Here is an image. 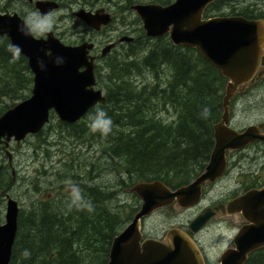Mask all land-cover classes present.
<instances>
[{"label":"water","instance_id":"water-1","mask_svg":"<svg viewBox=\"0 0 264 264\" xmlns=\"http://www.w3.org/2000/svg\"><path fill=\"white\" fill-rule=\"evenodd\" d=\"M216 1L176 0L168 6L139 4L131 7L141 19L147 38L169 36L175 47L197 50L230 83L224 98L222 122L215 126L216 146L209 165L194 182L176 191L158 180L133 186L130 191L142 205L132 222L113 239L108 264H207L192 236L204 229L213 212L201 214L191 222V234L171 228L163 239H144L142 221L174 203L177 210L196 207L203 186L224 175L226 151L242 150L263 139L256 127L238 133L226 125L231 98L238 86L247 87L264 57V21L241 16L203 20L208 6ZM30 3L42 20L60 9V4L53 0H30ZM73 15L97 32L113 21L105 9L80 10ZM0 38H7L13 50L28 60L34 75L32 96L0 117V144L6 141L9 145L12 139L21 143L28 135L39 134L49 123L51 111H55L62 122L75 124L95 106L107 104L102 90L96 88L95 58L90 54L95 47L93 43L69 46L53 32L47 33L45 38H37L18 13H0ZM134 40L124 37L120 41L132 43ZM114 47L111 44L104 48L102 56L106 57ZM227 209L230 215L242 212L250 225L235 237L234 248L225 250L218 264H246L252 253L264 249V190L249 192L231 202ZM19 216L18 202L9 198L5 224L0 225V264L11 263Z\"/></svg>","mask_w":264,"mask_h":264},{"label":"trees","instance_id":"trees-1","mask_svg":"<svg viewBox=\"0 0 264 264\" xmlns=\"http://www.w3.org/2000/svg\"><path fill=\"white\" fill-rule=\"evenodd\" d=\"M54 1L66 4L88 0ZM153 2L168 5L172 0ZM1 12H7L5 7ZM229 15L264 18L249 8L235 9ZM142 37L153 46L146 55L139 56L144 42L137 49V41L129 45L124 58L117 57L106 69L108 104L101 108L113 123L106 136L96 131L97 138L105 143L106 153L126 159L127 173L134 182L182 184L204 167L213 124L221 113L222 86L218 74L207 69L196 51L176 48L168 38L152 42ZM0 63L18 92L23 83V91L33 84L27 59L13 50L7 38H0ZM164 68L169 71L166 83L160 80ZM145 70L154 75V80L140 86L135 77ZM8 84L4 90L14 91ZM170 107L176 110L177 120L166 124L158 114ZM3 113L0 110V115ZM81 189L88 198L44 202L20 216L10 264H108L113 239L131 221L136 209L125 218L109 207L110 194L85 185ZM25 250L30 256L23 255ZM247 264H264V251L254 254Z\"/></svg>","mask_w":264,"mask_h":264},{"label":"rangeland","instance_id":"rangeland-1","mask_svg":"<svg viewBox=\"0 0 264 264\" xmlns=\"http://www.w3.org/2000/svg\"><path fill=\"white\" fill-rule=\"evenodd\" d=\"M143 1L144 2L141 3L153 2V0ZM6 4H8V7ZM61 4V8L52 13L45 20L40 18L39 13L35 10L34 6L29 3V0H0V13H6L1 12V8L5 7L7 13L20 14L28 22L37 37H45L48 32L52 31L59 39L70 46L80 45L84 40L92 41L100 46V54L101 50L110 42L118 41L120 38L124 37H134L138 41L136 45L137 49L139 48V43L141 41L144 42L143 49L138 52L141 54L139 56L146 55L153 47L152 44L145 42L144 37H142L145 36L142 22L138 21L137 15L130 10V6L136 4L134 0H88L79 3ZM252 6H255L257 9L252 10V8H254ZM98 8L113 10L115 16L114 23L105 28L100 34L90 32L73 16V13L79 10H95ZM244 8L251 9L254 14L257 12L264 13V0H231L230 3L222 6L221 11H215L213 13L219 12L228 15L235 9L241 11ZM127 51H130L129 44L123 43L118 46L117 50L114 51L106 61L100 63L97 70V75L99 77L98 89H101L105 95H107V87L110 83L108 80L109 73L106 69L117 60V57L124 58ZM25 74L28 75L27 73ZM8 75L9 73L0 63V90H4L8 83V88L14 90H4V92H0V110L4 111V113L15 107L16 104L29 98L33 89V84H28L29 89L23 91V83L20 87V92H18L15 89V82L13 80L11 81ZM168 75L169 71L164 68L161 70L160 80L166 83ZM135 79L141 86L151 83L154 80V75L145 70L142 76H137ZM96 114L97 112L91 113L81 120L78 129L83 131L85 128H90V124ZM158 116L161 117L166 124L174 123L177 120L176 110L171 107L161 110ZM51 120L50 125H48L41 134L28 136L20 145L15 142L11 145L12 148H10V151L14 156V169L10 168L6 153L0 150V225L5 224L7 211L6 196L8 195L19 202L23 210L22 214L27 215L34 207L44 202L43 199L48 197V193L50 192H54L56 198H61L63 195H70V192H74L80 188L77 186L80 182L81 185L91 186L89 176L87 175V177L84 178L86 174L83 169L80 172L77 171V169L74 170L73 157H75L76 152V154L80 153V155L85 158L83 160L86 163H89L90 160L91 162H96L94 157H96L98 161L101 159V162L106 163L104 160L105 157L102 158L103 154L101 147H91V139L93 137L88 138L90 134L89 131L85 132L84 135L86 137H84L83 134L79 137L70 136L68 133L63 134L58 127V123L60 122L58 116L54 115ZM63 142L65 143L63 144ZM91 150H93L94 153L90 152ZM48 154L58 163L53 169L48 168L49 161L46 160ZM99 164L100 163L97 162V170L101 171L97 173L98 180L94 182V184L98 185L104 191L109 192L106 186L116 182L115 178H118L116 177L117 173L114 172L111 167H106V169H104L100 167ZM76 174L82 176L80 181L73 179V175L76 176ZM9 184L11 185L9 186ZM7 188H9V191H6ZM121 195V199H117L118 197L113 198L109 207L113 208V211L121 214V216L133 214V210H135L136 207H140V200L135 195L129 193L124 192L121 193ZM118 207L121 208L122 211ZM194 215L195 212H177L172 208H167L161 212L155 213L150 219L146 220V232H148V235L150 232H153L154 235L160 236L169 229L179 225L186 229L190 221L194 218ZM127 223L129 224L130 221L126 222V224ZM216 232L217 231H212L206 236H200V241L211 264H217L219 262L221 254L225 249L230 247L229 245L234 236V231L226 227L220 228L217 235L212 236V234Z\"/></svg>","mask_w":264,"mask_h":264},{"label":"flooded vegetation","instance_id":"flooded-vegetation-1","mask_svg":"<svg viewBox=\"0 0 264 264\" xmlns=\"http://www.w3.org/2000/svg\"><path fill=\"white\" fill-rule=\"evenodd\" d=\"M228 2L225 0H218L212 3L211 5H209L204 13L203 20L209 21L217 17H227L225 16L224 13H219V12L213 13V12L221 11L222 6L226 5ZM149 3L151 2H146L144 4H149ZM252 7H254L252 8V10L257 9L255 6H252ZM105 10L106 12H109L111 14L113 18V23H114L115 16H114L113 10H110L108 8H106ZM255 14H258V15L261 14L264 16V13L257 12ZM258 19L264 20V18L262 17L256 18L253 20H258ZM138 21L141 22L139 18H138ZM103 31H104V28L102 29L100 33H102ZM100 33H97V34H100ZM120 40L121 38L118 41H113V42H110L108 45H106V47L110 46L111 44L115 45V47L110 51V53L106 57L102 56V52L104 49L101 50V54H100V49H99L100 46L90 41L95 46L94 49L91 51V56L95 58L96 75H97V70L100 66V63L102 61H106V59H108L109 56L112 55V53L117 50L118 46L125 43V42L122 43ZM190 50L192 51V49ZM203 60L208 70L212 69L214 73L218 74V78L222 86L221 93H220L221 113L219 115V119L217 120V122L213 124V133H212L213 140L210 141V145L206 149V152L208 154L206 156L204 167L200 171H197L196 174H194L190 179L186 180L184 183L169 186L171 190L173 191H176L177 189L181 187L188 186L189 184L194 182L204 172L206 167L209 165L211 161V155L216 146L215 126L222 122V118L225 113L224 98L227 95V89H228L230 81L229 79L225 78L220 71L216 70L210 62H208L205 59ZM263 70H264V57L261 60L260 66L255 76L247 83V87L244 88L242 85L238 86V89L236 90L235 95L231 98L230 104H229V121L226 125L228 129L233 130L238 133H244L249 127H256L258 129L257 130L258 134L263 139L256 140L254 143L248 145L242 150H227L226 151V154H225L226 169H225L224 175L221 178H219L216 182H207L203 186L202 191H201V200H200V203L196 207H193L190 209H180L178 211L176 209L177 203H174L171 207H169V208L176 210L177 212H190V213L195 212V215L192 221L198 216H200L201 214H205L208 211L213 212V217L208 221L205 228L202 229L199 233L192 236L195 242L197 243V245L199 246L201 252L203 253V256L207 264H211V263L209 262V259L205 253L204 247L200 241V236H204V235L206 236L207 234H210L212 231H217L215 234H212V236H216L220 228L226 227L227 229L234 231V236L229 245L230 246L229 248H233L234 238L240 233V231L243 228L248 227L250 223L246 220L242 212L230 215L227 209L228 205L231 202L242 198L249 192H253V191L261 192L264 190V72ZM260 73H263L261 74V77H260ZM99 111H102L101 105H98L94 107L92 110H90L89 113L84 118H86L91 113H94V112L98 113ZM54 115H55L54 113L50 114V122L48 123V125H50L52 121L51 119L54 117ZM79 122L73 125H68V124L59 122L58 127L60 129V132H62L63 134L68 133V135L70 136L73 135V136L79 137L80 132L81 134L88 132V130L86 129H84L83 131L78 129ZM89 131H90V128H89ZM124 134L127 135V132H124ZM91 140H92L91 147L97 148V146L99 145L97 139L92 138ZM14 142L15 141H11L9 142V145H7L6 141H4L2 144H0V148H1L0 150L5 152L6 155L8 156L10 168L12 169H14V165H13L14 156H13V153L10 151V148H12L11 145ZM64 143L65 142H63V144ZM90 152L94 153L93 150H91ZM76 153H75V157H73L74 158V170L77 169V171L80 172L83 169L86 174L84 178H86L87 175L89 176V181L91 182V186L89 185V187H91L93 190L97 191L99 189L107 194H110L112 197V200L113 198H117V197H118L117 199H121V196H122L121 193H124V192L135 195L130 190L137 183L143 182V181L133 182L129 180V175L126 170L127 167L125 166L127 165V163L123 162L124 164L122 165V167L117 168V169H120L119 170L120 173L116 174V177H118V178H115L116 182H114L113 184L110 183L108 186H106L109 192L104 191L98 185L94 184V182H97L98 180V174H97L98 173L97 171L98 159L94 157L96 162L94 161L91 162L90 160L89 163H86L83 160L85 158H83V156H81L80 153L78 154ZM118 158L122 159L121 157H118ZM46 160L49 161V167H48L49 169H53L55 166L58 165L57 161L53 160L50 154L46 156ZM109 160H112V159L109 158ZM73 179H75L76 181H80L82 179V176L76 174V176L73 175ZM144 182H149V181H144ZM79 185H81V182L80 184H77L78 187H80ZM77 191H79V188L75 190L74 192H70V195H63V197L61 198H56L55 193L50 192L48 193V197H46L43 200L44 202H51L57 199L62 200L65 196L66 197L69 196L68 198H70L74 194H77L78 193ZM66 197L64 199H66ZM8 198H9V195L6 196V199ZM140 206H141V200H140ZM139 208L138 207L135 208L136 209L135 213L138 212ZM163 210L165 209L159 210L158 212H161ZM146 220L142 224L144 239H147V238L162 239L166 232H164L160 236L154 235L153 232H150L148 235V232H146V228H145ZM192 221H190L189 225L191 224ZM189 225L187 226L186 229L185 227H182L181 225L177 227L183 228L188 234H191L189 230ZM262 251H264V249ZM256 253H259V252L252 253L250 255V258Z\"/></svg>","mask_w":264,"mask_h":264},{"label":"bare ground","instance_id":"bare-ground-1","mask_svg":"<svg viewBox=\"0 0 264 264\" xmlns=\"http://www.w3.org/2000/svg\"><path fill=\"white\" fill-rule=\"evenodd\" d=\"M125 1V0H124ZM129 1V0H128ZM79 3V2H78ZM126 3V2H125ZM127 4V3H126ZM7 5V7H8V4H6ZM156 73V72H155ZM160 78H161V76H160ZM150 82V81H149ZM158 81H156V83H157ZM162 82V81H161ZM166 87V86H165ZM164 87V88H165ZM89 135H88V138H92L93 137V139H97V141H98V143H99V147H101V151H102V154H103V158L105 157V161H106V163H103V162H101V159H99V161H98V163H100L99 164V166L100 167H103L104 169H106V167H111V169L114 171V172H116V173H120V169H117V168H121L122 167V165L124 164L123 162H125L126 161V159H119L118 157H112L109 153H106L105 152V143H103L102 141H100V139L99 138H97V132H93L92 130H90L89 131ZM117 133V132H116ZM115 133V134H116ZM85 134V133H84ZM83 134V135H84ZM87 134V133H86ZM82 134L80 133V136H81ZM84 137H86L85 135H84ZM48 144V143H47ZM46 146V145H45ZM49 148V147H48ZM58 148V147H57ZM52 149V148H51ZM44 150V149H43ZM53 150H55V149H53ZM42 152V151H41ZM53 153H54V151H53ZM107 155V156H106ZM109 158H111L112 160H109ZM127 168H128V164L127 165H125ZM126 168V169H127ZM117 169V170H116ZM98 172L99 171H101V170H97ZM129 175V174H128ZM129 180H131V181H133L134 182V177H132V175H131V177L129 176ZM82 186V185H81ZM81 186H80V188H79V191H78V193L77 194H74L73 196H71L70 198H68V197H66V200H71V198H73V199H86V198H88V196H87V194L85 193V192H83L82 191V189H81ZM64 197V198H65ZM83 197V198H82ZM63 198V199H64ZM65 203V202H64ZM119 208V207H118ZM123 208H125V207H123ZM120 210H121V208H119ZM119 211V210H118ZM122 211V210H121ZM121 213V212H120ZM132 214V213H131ZM121 215V214H120ZM121 217V216H120ZM130 218V217H129ZM128 218V219H129ZM121 220H123L122 218H120V222H121ZM125 221V220H124ZM127 221V220H126ZM130 221V220H129ZM123 223H125V222H123ZM120 229V228H119Z\"/></svg>","mask_w":264,"mask_h":264},{"label":"clouds","instance_id":"clouds-1","mask_svg":"<svg viewBox=\"0 0 264 264\" xmlns=\"http://www.w3.org/2000/svg\"><path fill=\"white\" fill-rule=\"evenodd\" d=\"M112 123L113 121L111 120V118L107 117L104 111H99L90 124V128L93 132L100 131L103 135L106 136L112 130ZM23 255L25 257H28L30 256V252L28 250H25Z\"/></svg>","mask_w":264,"mask_h":264}]
</instances>
